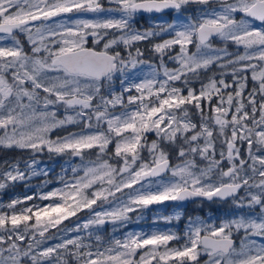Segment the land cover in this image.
Here are the masks:
<instances>
[{"label":"rangeland","instance_id":"374dc122","mask_svg":"<svg viewBox=\"0 0 264 264\" xmlns=\"http://www.w3.org/2000/svg\"><path fill=\"white\" fill-rule=\"evenodd\" d=\"M111 1L124 8L130 2ZM178 1L187 6L185 14H174L169 23L158 20L157 28L164 25L159 31L116 35L110 28L127 23L128 14L86 11L100 0H30L27 5L0 0L2 19L18 5L23 6L14 14L55 13L54 22L39 25L26 43L46 39L56 54L85 45L91 35L102 48L124 45L122 59L142 58L125 46L156 33L159 38L140 66L121 67L104 82L67 81L59 74L26 80L31 88L53 93L41 100L40 109L29 101L14 113L15 100H0V145L29 153L25 162H8L0 169L7 176H25L31 202L14 210L0 197V218L25 217L41 225L39 220H46L47 231L59 228L50 242H28L26 264H264V92L244 99L239 95L244 85L264 83V27L239 20L214 44H201L195 36L200 24L226 22L234 18L235 8L252 1L217 0L222 5L215 7L207 3L211 0ZM6 44L0 39V61L19 58L22 66L33 64L31 57L17 56L22 47ZM209 70L214 78L201 86L194 74ZM227 77L235 81L226 82ZM23 89L17 86L16 93L32 96ZM196 90L208 93L197 97ZM226 92H238L232 97L239 98L237 113L228 112L235 104ZM212 98L220 104L207 106L210 113L201 111L197 101ZM239 112H245L241 121ZM225 160L236 168L235 179L246 183L240 201L220 211L202 205L147 210L145 205L183 188L215 191L227 181ZM164 162L169 163L164 176L140 180ZM101 221L108 225L109 238ZM91 224L92 232H85ZM201 234L235 236L239 243L229 254L210 255L200 247ZM82 236L88 242L80 243ZM68 246L77 250L73 256L68 257ZM3 255L0 247V264H16L1 260Z\"/></svg>","mask_w":264,"mask_h":264},{"label":"flooded vegetation","instance_id":"af4514ba","mask_svg":"<svg viewBox=\"0 0 264 264\" xmlns=\"http://www.w3.org/2000/svg\"><path fill=\"white\" fill-rule=\"evenodd\" d=\"M15 1H21L23 3L25 2L24 5H27L26 3L30 0H15ZM174 1H176L179 4V9L177 10H172L171 4L159 6L156 8L149 6L150 3H159V2L174 3ZM251 1L252 2L246 8H235L232 14H237L238 10L247 9L252 4H254L256 0H251ZM207 3H209L211 7H215L216 5L219 6L222 5L219 4V1L217 0H211L210 2ZM22 6L23 5L12 6L5 12L6 15L4 16V18L3 19L0 18V39H4V41L7 43L6 45L14 44V45H18L19 47H22L23 48L22 53L17 54V56L31 57L30 59L33 62V64L22 66L21 64H19V60H18L19 58L8 59L5 62L0 61V100L3 98L5 99L7 97L10 98L9 102L11 100H15L13 104L14 113H17L19 110L23 109L29 101H32L35 107L40 109L39 103L41 102L42 99H45L47 96L54 97L53 93L48 94L45 91H42L41 89L31 88L30 87L31 85L28 86L29 84L28 85L24 84L23 82L27 83L26 80L28 79H33V81L36 82L43 75L59 74L67 81H71L78 78H87V79L89 78L96 80L88 76V72L91 71V67L89 66L85 67L84 64L79 67L66 66L65 65L66 61L60 58L62 55L83 49H90L93 51H105L110 55L115 56L116 59H114L112 62L113 70L107 73V75H105L103 79L97 80L104 82L112 77H116L121 67L128 68V67L140 66V64L142 63L141 59L147 57L146 55L149 54L148 49L156 46L159 39L156 33L151 35L147 39L134 42L129 46L128 45L125 46V50H131V51L136 50L137 52H139L138 54L142 56V58L122 59L120 57V50L121 48L124 49V45L121 46L119 49L102 48L100 45L94 43V41L97 40L96 39L97 37L91 35H89L88 37L89 40L87 39L85 45L70 49L67 52L56 54L53 52L54 45L52 43H49L50 41H47L46 39H39L33 44L26 43V39L28 38V36L34 34L39 29L37 28L39 25H43L48 22H54L55 13L14 14V12L19 10V7ZM162 7L164 8L161 9ZM186 7L187 6L184 5L183 1H178V0H130L126 8L111 0H100L99 4H96V6L91 5L86 7L85 9L91 14L99 10L111 11V13L113 14H117L120 12L124 14H128L129 17L127 15V18H129V21L127 23L118 26H113L112 28H110L111 31H113L115 34L117 32L116 35H120L124 32L127 31L130 32L133 30L139 33L149 32L151 30H156V29H158L159 31L164 27V25L157 28L156 25L158 23V20H161L162 22L165 23L172 22L174 14H178V13L185 14L184 10H186ZM160 9L161 11L159 13H156V11ZM188 12H190V10ZM8 16H11V19L4 20ZM92 35L94 34L92 33ZM15 40L17 41V44H15ZM41 45H43L42 49L40 47ZM8 62H11V64L4 65L5 63ZM17 86H22L24 88L23 91L29 90L30 92H32V96L30 94H25V93L17 94L16 93ZM206 93L208 92H204V91L193 92V94L197 97H199V95L201 94H206ZM234 93L238 94V92H226V97L232 99L231 105L235 104L234 108L230 107V111L227 110L229 106L226 108L228 112H236V110L239 111L237 106V102L239 98L233 99L232 97ZM244 98L245 97H242V99ZM57 101L58 102L56 103V105L59 111L61 112L64 109V106L61 105L62 100L58 99ZM197 103L201 105L200 106L201 111H203L204 113L211 112V109L208 112L205 111V109H207V106L220 104L218 102V99H214V98H212V100L210 101L199 100L197 101ZM223 103L224 102H222V104ZM1 104L2 102H0V105ZM68 104H72V99ZM220 107L222 108V106ZM242 113L245 112H239L238 114H242ZM242 121H244V118ZM241 125L244 124L242 123ZM13 149H14L13 147H3L0 145V165L3 164L6 165V163L8 162L9 163L21 162V160L22 162H25V160L29 158L28 157L29 153L24 152L21 149H19L18 151H14ZM231 152L232 151H230V153ZM78 155L79 154H75L74 155L75 158H78L80 156ZM225 163L227 164L226 167L227 170H225L224 172V177L227 179V181L224 184H235V185L241 184L242 188H244L246 183L235 179L238 178L236 168L233 167L231 163H228L226 160ZM0 168H4V166ZM6 172L7 171H5L4 169H0V197H2V201H3L2 203L3 204L10 203V208L12 205H14V208L12 207V209L14 210L19 208H24L25 206L30 205L31 204L30 199L26 200V196H28L29 194V189H27L29 185H28V181H25V176L18 177L14 173H11V176H7ZM227 172L229 173L228 177L226 176ZM231 179L234 180L231 181ZM224 184H221V186ZM241 189L238 191V193L235 196L225 201H221V200H213L210 202L199 201L193 204H181V205H185L186 210L188 208L197 209V205H202L204 206V208L213 205L212 207H215L216 210L220 211L223 206L231 203L233 204L241 200L240 197ZM41 191H43V188L42 189L39 188L40 193ZM6 213L8 214L9 212ZM39 221L43 222V224L41 225L39 223H36L35 219H30L25 217L20 219L0 218V238L4 240L3 243L0 241V247L3 249V253L5 254L3 255V258H1V260L8 262L10 261L16 262V264H26V260L27 262L29 261V258H27V253L30 252V247L28 246V242H30V240L32 241L43 240L45 242L46 241L50 242L53 239V237L56 236V231L59 228L54 227L53 229L47 231L48 226L46 224V220H39ZM72 221H76V220H72ZM100 224L104 225V221H101ZM62 225L63 224L59 225L58 227H62ZM104 226L106 227V230L104 231L106 233L105 236L106 238H109L110 233L108 230V225H104ZM128 228L130 229V226ZM40 229L44 230V233L42 235L38 233ZM92 229L93 226L91 224L89 225V228L84 231L91 233ZM76 232H78V230H76ZM106 238L104 239L107 240ZM120 238L121 235L120 232H118L117 240H120ZM88 240H89L88 238L84 239V236H82L80 243L84 244L85 242H88ZM87 248L88 247H86V249ZM67 250L69 251V253H67L68 257L73 256L74 253L77 251L72 246H68ZM139 250L140 249H138L137 252L135 253V257ZM202 250H204L205 252H209L210 255L221 254L220 252L213 253L211 250H207L204 247L202 248ZM71 251H72V255H70Z\"/></svg>","mask_w":264,"mask_h":264},{"label":"water","instance_id":"95a60500","mask_svg":"<svg viewBox=\"0 0 264 264\" xmlns=\"http://www.w3.org/2000/svg\"><path fill=\"white\" fill-rule=\"evenodd\" d=\"M171 4V9H177L178 5L176 3L169 2H159V3H150L149 6L156 8L159 6ZM174 4V5H173ZM162 7L161 9H163ZM160 10L156 11L159 13ZM152 10V9H151ZM144 11V9H143ZM239 16H245L250 19H253L259 23L264 24V0L256 1L250 8L244 11H238ZM234 21H229L227 24L223 25H207L202 24L197 29L198 41L202 44L208 42L210 39L217 37L222 33L229 25L233 24ZM65 62L66 66H81L91 67V71L88 72L89 76L96 77L97 79L103 78L107 73L113 70L112 62L114 57L104 53V52H95L92 50H80L73 53L65 54L60 57ZM90 63V64H89ZM169 168V163L164 162L155 165L151 171L141 175L140 180H146L149 178L155 179L164 176ZM228 173V172H227ZM229 176V173L227 174ZM240 188V185H224L213 193H200L192 191L188 188H184L178 192L175 198L170 200H164L160 202H155L147 204L146 208L151 209L162 204H176L180 202H193L196 200H205L212 201L214 199L226 200L235 196ZM201 246L207 249H211L213 253L217 251H222L228 253L233 247L235 241L230 238H213L208 235L202 236L200 239Z\"/></svg>","mask_w":264,"mask_h":264},{"label":"trees","instance_id":"16d2710c","mask_svg":"<svg viewBox=\"0 0 264 264\" xmlns=\"http://www.w3.org/2000/svg\"><path fill=\"white\" fill-rule=\"evenodd\" d=\"M210 74V76L209 77H207V75H209ZM194 75H198V77H199V79H201V81L199 82V84L201 85V86H204L205 84H208L209 82V79H210V77L211 78H214L213 76V71L212 70H209V71H201V73L200 74H194ZM192 77H194V76H192ZM218 76H216L215 78H217ZM212 80V79H211ZM226 82H231V81H235V80H230L228 77L226 78V80H225ZM208 82V83H207ZM246 83H248V82H246ZM206 87V86H205ZM204 87V88H205ZM207 87H208V85H207ZM207 89V88H206ZM205 89V90H206ZM241 90V96L242 97H246V96H250V97H252V95L253 96H255V97H257V96H261L262 95V93L264 92V83H261L260 85L259 84H253V85H250V84H247V85H244L243 86V89H240ZM197 92H202V91H200V90H196ZM263 91V92H262ZM259 96V97H260ZM213 205H211V206H208L207 208L209 209V208H211V210L210 211H213V209H215V207H212ZM199 212V211H198Z\"/></svg>","mask_w":264,"mask_h":264}]
</instances>
